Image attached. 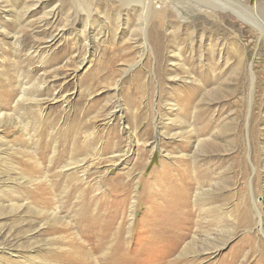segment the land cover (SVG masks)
<instances>
[{
  "label": "rangeland",
  "instance_id": "rangeland-1",
  "mask_svg": "<svg viewBox=\"0 0 264 264\" xmlns=\"http://www.w3.org/2000/svg\"><path fill=\"white\" fill-rule=\"evenodd\" d=\"M238 1L0 0V264H264V0Z\"/></svg>",
  "mask_w": 264,
  "mask_h": 264
},
{
  "label": "bare ground",
  "instance_id": "bare-ground-1",
  "mask_svg": "<svg viewBox=\"0 0 264 264\" xmlns=\"http://www.w3.org/2000/svg\"><path fill=\"white\" fill-rule=\"evenodd\" d=\"M215 1H218L221 5H223V7L224 6H228V8L229 9H231V10H233L236 14H240L241 15V12H245L246 10H243V8H241V2L240 1H238V0H215ZM152 4V3H151ZM243 4V3H242ZM240 6V7H239ZM246 6V5H245ZM244 6V7H245ZM247 8V7H246ZM251 9V8H250ZM242 10V11H241ZM254 12V11H253ZM245 13H248V12H245ZM248 14H250V13H248ZM251 15V14H250ZM249 19V18H248ZM251 22H253L258 28H259V30L263 33V30L261 29V27H260V22L259 23H256L255 21H253V20H251ZM55 141V140H54ZM54 141H53V143H54ZM158 147V144L154 141L153 142V145H152V147H151V149L153 150L154 148L156 149ZM49 157V156H48ZM52 157V156H51ZM64 157V156H63ZM76 157H77V155H76ZM69 158V157H68ZM67 158V159H68ZM75 158V157H74ZM69 159V161H70V163L67 165V166H74L75 165V163L77 164V160L76 159ZM83 158V157H82ZM48 160H50V158L48 159ZM79 160V159H78ZM96 160V159H95ZM83 162V161H82ZM81 162V163H82ZM50 163V162H49ZM115 163V162H114ZM77 166V165H76ZM82 166V165H81ZM63 167V166H62ZM80 167V166H79ZM85 168V167H84ZM45 179H47V178H45ZM47 181H48V179H47ZM49 184V183H48ZM47 185V184H46ZM52 185V184H51ZM96 185V184H95ZM37 190H39V191H43V190H45L44 188H42V186H41V184L40 185H38V189ZM186 202V201H185ZM182 203V202H181ZM184 203V202H183ZM185 204V203H184ZM122 225V224H121ZM120 227V226H119ZM89 233V232H88ZM118 233V232H117ZM185 233L183 232V233H181V234H177V236L176 237H180V236H183ZM86 235V234H85ZM118 235V234H117ZM175 236V235H174ZM84 237H86V236H84ZM106 243V242H105ZM112 246V245H111ZM116 246H117V244H116ZM186 249H187V246L185 247ZM185 251V250H184ZM116 251H114V253H115ZM113 259V258H112ZM110 260V259H109ZM110 262V261H109ZM116 263H117V261H116Z\"/></svg>",
  "mask_w": 264,
  "mask_h": 264
}]
</instances>
